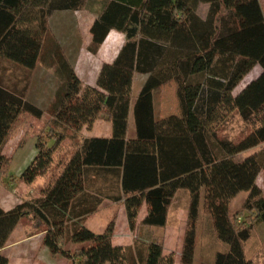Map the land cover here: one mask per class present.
I'll use <instances>...</instances> for the list:
<instances>
[{"label": "trees", "instance_id": "16d2710c", "mask_svg": "<svg viewBox=\"0 0 264 264\" xmlns=\"http://www.w3.org/2000/svg\"><path fill=\"white\" fill-rule=\"evenodd\" d=\"M203 4L209 6L205 20L198 14ZM91 6L98 17L90 53L99 52L111 31L126 36L96 86L81 81L51 25L55 13ZM39 66L59 80L47 109L29 101V81H22ZM257 68L259 74L237 92ZM137 74L148 79L135 99ZM171 82L180 112L159 118L155 94ZM46 114L51 120L20 182L47 183L38 197L0 207V264H10L2 250L24 218L43 234L42 245L53 256L71 264H175V254L165 255L158 238L115 245L117 215L100 235L85 221L110 202L124 206L132 231L164 230L182 191L189 203L181 264H196L203 216L214 240L226 245L211 264L251 263L246 247L257 224H264V189L257 184L261 175L264 184L260 0H0V174L9 175L12 162L3 154L5 144L26 128L28 117ZM235 115L248 131L229 139L222 129ZM103 121L111 124L109 137H84ZM242 192L249 197L231 209ZM143 207L147 214L139 223Z\"/></svg>", "mask_w": 264, "mask_h": 264}, {"label": "rangeland", "instance_id": "374dc122", "mask_svg": "<svg viewBox=\"0 0 264 264\" xmlns=\"http://www.w3.org/2000/svg\"><path fill=\"white\" fill-rule=\"evenodd\" d=\"M260 3L264 11V0H260ZM207 9V5L202 6L199 9V13L201 15H205ZM79 19L81 23L80 26L82 28L80 32L82 38L80 39L84 41V47L87 48L90 39L88 27L92 16L90 14H82ZM73 48L74 47L67 48V50L71 52ZM86 63L87 62L84 61V59L80 60L79 67L84 68L82 71L89 70L87 68L85 69ZM259 71V68L254 70L245 80L244 84L240 86L237 92L247 82H249V80L255 78L259 74ZM140 90L141 89L138 83L134 91L135 99L139 95ZM155 102L157 117L160 118L163 116L178 115L180 110L177 99V86L175 82H171L159 91H157L155 94ZM49 105V103L46 104L44 108L47 109ZM28 119L29 123L26 128H23L17 136L11 138L3 148V154L7 158L12 160L9 168V175L0 174V207L6 210L13 209L22 202H26L28 200L38 197L42 188L46 186L47 183V179H38L33 185H26L20 182L21 174L27 169V167L32 162L37 153L35 147V140L37 141V137L43 131H45V125L48 123V121L51 120V117L47 114L42 120H36L29 117ZM107 124H109L108 127L111 130L110 123L103 124L104 126H102V130H104L105 125ZM247 131L248 129L242 123L239 116L235 115L231 118L229 123L222 129V134L223 136L228 137L229 139H238ZM129 136H135V121L133 111H131ZM50 144H52V142ZM249 154H251V152L247 153V155ZM245 155L238 156L237 160H242ZM262 181L263 177L261 175L259 178V183L262 184ZM185 194H187V192H180L177 204L178 206L184 203L182 195ZM249 195L250 193L248 192L240 193L237 198L231 203V209H236L240 207L247 200ZM122 210L123 208L121 205L113 206L112 204L106 203L105 210L91 218L90 223L96 224L98 225V227L106 228L111 220V217H113V215L119 216ZM175 217V211H173V216H171V220H174ZM119 220L120 221H118V223L119 225H121V218ZM257 227H260V230H258L254 234L252 240L247 244L246 247L248 260L251 261L250 264H264V241L262 240L261 233V227L262 229H264V224H257ZM199 228L200 229L197 237V250L195 255V262L196 264L210 263L212 262V260H214V247H217L216 251L220 252L226 248V245L222 242H218L217 246H215L214 237L211 233V223L207 217H202V222ZM34 230L35 228L33 226L32 220L29 218H24L19 223V228L14 236V240L22 238L28 232ZM35 232L37 231L35 230ZM78 246L82 245L70 244L68 248L72 249ZM172 252H175V249H173ZM5 255L11 256L13 258V264H71V261H69L67 258H64L62 256H53L50 253L49 249L43 246L41 240L38 239L33 240L31 242L23 243L17 248L6 252Z\"/></svg>", "mask_w": 264, "mask_h": 264}, {"label": "crops", "instance_id": "0c3cea01", "mask_svg": "<svg viewBox=\"0 0 264 264\" xmlns=\"http://www.w3.org/2000/svg\"><path fill=\"white\" fill-rule=\"evenodd\" d=\"M91 5H94V3ZM202 6H206V4L201 5L200 8ZM208 9H209V6H208ZM208 9L205 15H201L198 11L199 16L204 20L206 19ZM82 14H90L92 16V19L88 27V32H89V37H90L89 45H88L89 47L92 42V35L90 32L91 27L94 21L96 20V18L98 17V11L96 8H92L91 6L90 8H85L78 12L55 13L51 18V25L56 34V37L59 39L61 45L66 49L69 59L73 62L76 72L78 76L80 77L81 81L85 85L96 86L98 76H99L102 66L106 63H112L117 59L122 47L126 43V36L117 31H111L105 43L100 48L99 52L96 55H93L92 53L89 52L88 47L87 48L84 47V41L80 39L82 38V35L80 34L82 28L80 26L81 23H80L79 18L81 17ZM70 46L74 47L71 50V52L67 50V48H71ZM83 59L84 61L87 62L85 69L86 68L89 69L88 71H85V70L82 71L84 68L79 67L80 60H83ZM22 79H23L22 81H29L28 88H27V92H28L27 97L31 103L43 109L46 104L48 103L50 104L53 101L56 89L59 84L58 83L59 80L57 76L55 75L54 70H48L46 68L39 66L30 75H27V77H24ZM147 79H148V76L146 75L137 74L135 76L134 85H133V95H134L136 85L139 83V87L140 89H142ZM131 111H133V109ZM130 118H131V113H130ZM105 123L107 122H98L92 131L84 132V137L85 138L109 137L111 135V130L108 127L109 124L105 125L104 130H102V126H104L103 124ZM35 146H36V140H35ZM259 178L257 180V184L259 187L264 189L263 181H262V184L259 183ZM182 196H183L184 203L181 204L180 206H177L175 209H173L170 212L169 225L164 230H151V229L140 228L135 231H132L130 229V226L127 220L125 208L123 205H121L123 210L118 216V221H120L119 219L121 218L122 222H121V225H119V223L117 222L115 235L113 238L114 244L118 246L127 247V246H132L134 242L136 241V239H141L143 241H151V240L158 238V239H161L164 243V247H165L164 254L165 255L175 254V256L178 255L176 256L175 264H181V250H182V245H183L184 233L186 229V221H187V215H188L187 207L189 203V195L185 194ZM108 204H112L113 206L120 205V204H113L110 202H108ZM104 210H105V207L101 209L98 213L86 219L85 227H87L88 229H90L92 232L96 234L104 233L107 227L102 228V227H98V225L96 224L90 223L91 218L98 215L100 212H103ZM173 211H175L176 217L174 220H171V216H173ZM146 214H147V209L146 207H143L140 212L139 223L142 222ZM112 218L113 217H111V219ZM18 228H19V224L14 230V232L11 234L9 240L7 241L6 247L2 250L3 254H5L6 252H9L10 250L14 248H17L23 243L31 242L36 239L41 240V243H43V234L42 233L37 234L35 230L28 232L22 238L14 240V236ZM258 230H260V227L256 228V232ZM261 233H262V240L264 241V229H262V227H261ZM214 243H215V246H217L218 241L214 240ZM173 249H175V252H172ZM216 249L217 247H214L215 254L217 253ZM8 258L10 260V264H13L14 263L13 258L11 256H8ZM211 263H213V260L212 262L206 263V264H211Z\"/></svg>", "mask_w": 264, "mask_h": 264}]
</instances>
